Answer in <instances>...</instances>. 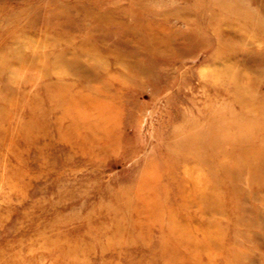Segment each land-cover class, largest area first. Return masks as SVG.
Here are the masks:
<instances>
[{
    "label": "rangeland",
    "instance_id": "374dc122",
    "mask_svg": "<svg viewBox=\"0 0 264 264\" xmlns=\"http://www.w3.org/2000/svg\"><path fill=\"white\" fill-rule=\"evenodd\" d=\"M0 264H264V0H0Z\"/></svg>",
    "mask_w": 264,
    "mask_h": 264
}]
</instances>
